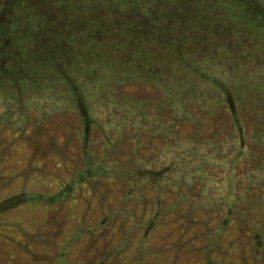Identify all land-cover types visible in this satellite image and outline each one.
<instances>
[{
  "label": "rangeland",
  "instance_id": "374dc122",
  "mask_svg": "<svg viewBox=\"0 0 264 264\" xmlns=\"http://www.w3.org/2000/svg\"><path fill=\"white\" fill-rule=\"evenodd\" d=\"M40 43L75 98L0 81V264H264V0H0V79Z\"/></svg>",
  "mask_w": 264,
  "mask_h": 264
},
{
  "label": "trees",
  "instance_id": "16d2710c",
  "mask_svg": "<svg viewBox=\"0 0 264 264\" xmlns=\"http://www.w3.org/2000/svg\"><path fill=\"white\" fill-rule=\"evenodd\" d=\"M95 21H98V20H95ZM93 24L94 23L92 21L91 27H94ZM104 25H106V22H103L102 24L99 23L100 29L103 28ZM102 35L104 36L100 38L96 36L94 37L91 36L90 40L88 38V39H85L83 42L82 41L76 42V50H75L76 56H74L75 60L72 63V65H84V67H87L88 65H90L87 69H85L84 72H82L83 76L87 75L88 71H91L89 73L93 75L98 74V72H100L99 71L100 67L101 69L102 67L109 68V69H106V71L113 72L114 71L113 65H120L117 60L118 58L115 56L117 55L116 48L120 49L123 45L119 44V39L116 37L114 38V35L112 36L110 34H105L103 32H102ZM154 39L155 41L154 42L150 41V43L154 45L155 43L158 44V42H156V37ZM32 40L35 41L36 38H33ZM134 43L136 44L135 48L133 49L135 50V55L133 54L132 57H129V60L127 63L122 62L120 60L121 63L122 64L126 63L125 65H138V64L152 65L153 62L155 61V56H156L155 51L150 53L149 51H144V49H142V45L145 44L147 46H150V43H142L141 41H135V40H134ZM40 44H42L43 51L36 52L35 50H32L29 47H27V50H25V53H24V59H25V65H28V67L24 69L23 72L21 71V73L19 74V76H17L16 79L13 78L14 79L13 81L9 80V78L6 81L0 79L1 82L3 81V84L1 83L2 85L1 87H3L4 90L8 92V94H12L13 91H16L17 93L24 92V90H27V92H32L33 89L31 86H34L36 91L40 89L45 90V89H49V86H51L50 83H45L47 82V79L57 81L58 80L57 77L59 76V79H60L59 87L62 89V94H64V96L69 99L75 98V95H74L75 91L70 89L71 85H68V78H70V75L67 78V74L63 72L62 68L59 66V65H64V63L67 64L66 58H64V55L59 54L58 52L47 49L44 43H40ZM84 44L85 46H88V47L83 51V48H81L80 46H84ZM171 49L173 50V48ZM162 52H163V55H168V56L171 55V53H173V51H169V50L167 51L162 50ZM180 54L179 56H180V59L182 60V57ZM35 65H38V66H35ZM67 70L69 74L74 76L75 71L73 70V68L69 67V69L67 68ZM33 74H34L33 76L34 78H39L41 80L42 82L41 84L39 83L21 84L17 82L21 77H26L28 78L27 80H29V78L32 77ZM78 93H80V91H78L76 95ZM89 108H90L89 110L91 111V106ZM89 115L91 116L90 112H89ZM242 130H245V129L242 128Z\"/></svg>",
  "mask_w": 264,
  "mask_h": 264
}]
</instances>
